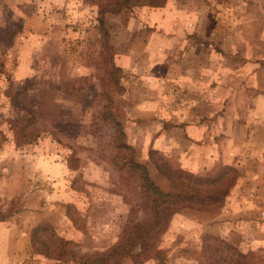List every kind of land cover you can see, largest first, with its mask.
<instances>
[{
	"label": "rangeland",
	"instance_id": "374dc122",
	"mask_svg": "<svg viewBox=\"0 0 264 264\" xmlns=\"http://www.w3.org/2000/svg\"><path fill=\"white\" fill-rule=\"evenodd\" d=\"M0 0V264H78L32 253L46 221L75 254L111 249L143 209L144 164L240 175L223 204L183 207L162 260L203 264L206 234L264 264V0ZM11 119L37 136L17 144ZM30 120V121H28ZM48 239V237H46Z\"/></svg>",
	"mask_w": 264,
	"mask_h": 264
},
{
	"label": "trees",
	"instance_id": "16d2710c",
	"mask_svg": "<svg viewBox=\"0 0 264 264\" xmlns=\"http://www.w3.org/2000/svg\"><path fill=\"white\" fill-rule=\"evenodd\" d=\"M166 0H118L114 7H104L103 13L117 11L120 5L150 4L159 6ZM17 144L32 140L37 136L34 130L24 132L28 122L19 125L23 119H11ZM30 121V120H28ZM149 160L170 183L165 191L150 177L144 164L134 162V170L140 174V191L144 198L143 209L149 216L139 221H129L122 230L121 237L111 249L99 254H75L46 221L36 223L30 230L29 246L32 253L49 259L74 261L78 264H121L123 259L153 258L162 260L159 237L167 228L170 217L183 207H195L209 211L219 208L228 190L235 184L240 172L232 165H221L206 175H196L185 169H174L155 149H149ZM0 214V220H5ZM48 237V239H46ZM203 264H250L248 252H242L235 244L219 235L206 234L201 246ZM247 258V259H246ZM200 264V263H199Z\"/></svg>",
	"mask_w": 264,
	"mask_h": 264
}]
</instances>
